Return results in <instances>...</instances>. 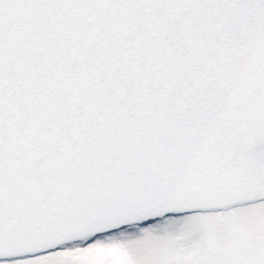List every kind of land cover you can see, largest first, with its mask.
I'll use <instances>...</instances> for the list:
<instances>
[{"label":"snow or ice","instance_id":"snow-or-ice-1","mask_svg":"<svg viewBox=\"0 0 264 264\" xmlns=\"http://www.w3.org/2000/svg\"><path fill=\"white\" fill-rule=\"evenodd\" d=\"M0 264H264V0H0Z\"/></svg>","mask_w":264,"mask_h":264}]
</instances>
